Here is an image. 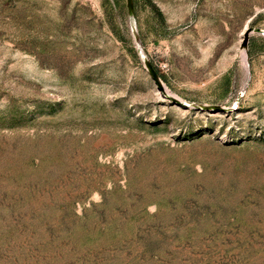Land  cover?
<instances>
[{
  "label": "rangeland",
  "instance_id": "obj_1",
  "mask_svg": "<svg viewBox=\"0 0 264 264\" xmlns=\"http://www.w3.org/2000/svg\"><path fill=\"white\" fill-rule=\"evenodd\" d=\"M0 264H264V0H0Z\"/></svg>",
  "mask_w": 264,
  "mask_h": 264
}]
</instances>
